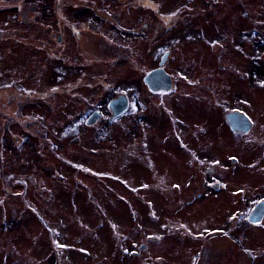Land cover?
Wrapping results in <instances>:
<instances>
[{
	"label": "rangeland",
	"instance_id": "374dc122",
	"mask_svg": "<svg viewBox=\"0 0 264 264\" xmlns=\"http://www.w3.org/2000/svg\"><path fill=\"white\" fill-rule=\"evenodd\" d=\"M47 1L48 6L56 5V0ZM85 1L74 0L73 3L94 22L87 27L82 24L76 26L77 31L72 34L75 37L74 46L69 48L65 45V49H69L65 50V59L61 60L56 50L55 37L51 36L53 32H58L53 13L46 20L50 24L48 29L41 31V24L34 26V32L39 39L48 40L49 53L37 47V42L33 46L25 41L28 38L27 32L23 30L25 26H17L21 31L12 28L15 24L31 22L32 14L40 11L41 3L45 0H27L25 4L23 0H0V39L4 40L0 41V81L15 80L18 87L24 90L26 88V92L33 99L32 103H42L27 106L22 114H41L45 119L42 147L38 145L39 137L36 135L31 136L32 146L21 145V137L15 138L24 134V126L21 124L9 125L5 127V131L2 126L4 143L0 146V264H56L57 256L53 254V246L59 247L61 251L60 264H157L154 258L157 243L151 238L157 229V211L162 220L167 215L178 216L184 212L178 205L159 208L156 204L153 206L143 203L138 197L140 193L136 189L137 183L130 175L135 176V172H129L126 167L128 174L124 163L120 161V153L125 155L126 152L122 149L127 145H134L131 152L134 156L137 155L134 137L137 134V116L131 115L128 118L130 121L123 119L125 123L116 121L109 124L110 131L98 126L84 129L78 139H61L59 136L63 125L66 127L74 120H80L85 111L99 104V100L105 95V88L118 89L129 85L126 81L132 85L137 81V71L128 62L119 61L113 66L108 63L110 54L117 52L108 51L105 46L106 40L111 36L99 25L101 18L105 16L104 8ZM144 1V6L147 7L148 1ZM155 1L161 6L159 18H152L148 11H144V21L164 23L169 22L172 16L177 33L186 27L201 33L202 37L190 38V46L203 42L212 49H209L210 52L205 58L206 63L209 62L210 71L220 64L219 60L215 62L212 58L220 59V56H224L222 52L217 54L220 50L219 44H215L213 48L210 42L224 38L223 42L231 46L233 42L237 43V38H242V46H247V40L252 38L251 33L246 30L250 28L249 24L254 15L258 34L257 65L262 64V68H258L255 75L250 65L251 73L248 77L227 81L232 70L226 67L223 73L226 84L224 94L221 87L220 92L216 90V95L225 105H236L256 124L252 137L233 139L241 145L235 156L240 158L244 153L251 155L253 149L249 141L256 139L258 148L254 147V155H259L264 160V144L260 143L263 139L260 135L264 133V109L261 110L258 106L260 101L264 103V62L259 55H264V14L260 12L263 0ZM114 6L117 4L113 3V9ZM183 6L192 9L184 11L185 13L168 15V9L175 12ZM38 17L37 22L40 21V15ZM118 21L117 16H111L112 33L118 27ZM122 28L129 30L132 27H119ZM232 34L234 38L230 37ZM90 38L93 41H89ZM132 46L136 48L135 43ZM135 50L132 56L137 62ZM239 59L244 69L248 68L244 57L239 56ZM224 63L227 64L226 60ZM229 82L228 91L226 87ZM212 83L209 82V88L215 86L217 89L216 83ZM63 87L66 90L73 87V91L78 92L82 98L78 101L73 99V104H70L67 99L74 92L62 97L56 89ZM253 92L257 94V105L250 102ZM260 97L263 100L259 101ZM17 119L23 125L33 122L23 117ZM30 129L38 132L35 126ZM258 150L260 152H256ZM56 151L63 153L61 159L56 157ZM263 160L258 167L264 168ZM45 162L48 166L44 171ZM133 166L137 168L138 164ZM8 174L14 177L9 183ZM30 174L34 176L31 183L23 181ZM232 194L229 193V197L235 196ZM149 200L155 202L153 197H149ZM187 215L190 216V213ZM214 221L210 219L203 224L209 223L208 226H212ZM142 242L148 243L142 256L130 255L131 250H139L138 246ZM244 244L253 246L245 241ZM251 251L256 264H264V239ZM86 252L92 254L94 263L83 260ZM248 262L250 260L246 261Z\"/></svg>",
	"mask_w": 264,
	"mask_h": 264
},
{
	"label": "flooded vegetation",
	"instance_id": "af4514ba",
	"mask_svg": "<svg viewBox=\"0 0 264 264\" xmlns=\"http://www.w3.org/2000/svg\"><path fill=\"white\" fill-rule=\"evenodd\" d=\"M73 1L56 0V5L53 7L48 6L46 0L44 3L40 2L42 4L40 11L32 14L31 22L15 24L12 28L14 30L18 25L25 26L23 30L28 36L25 41L33 46V43L37 42V47L49 53L48 40L39 39L34 32V26L41 24V31L48 29L50 24L46 23V20L53 13L58 32H53L51 36L55 37L58 57L64 60L65 50L74 46L75 37L73 38L72 34L77 31L76 26L82 24L87 27L94 22L89 15L81 13ZM147 1L145 7L144 0H88L87 3L93 2L103 6L105 16L101 18L102 22L99 25L107 35L111 36L106 40L105 46L108 51L119 54H110L108 63L113 66L119 61L128 62L137 71V81L135 85L126 81L129 85L118 89L105 88V95L99 100V104L85 111L80 120H74L68 125L71 126L70 128L63 125L59 130V136L61 139L66 137L72 140L78 139L84 129L98 126L110 131L109 124L116 121L125 123L123 119H128L131 115L137 116V134L134 135L137 155L134 156L131 152L134 145H127L122 149L126 152L125 155L123 156V152L120 153V156L122 155L120 161L124 163L125 170L127 167L129 172H135V176L130 175L137 183L136 189L140 193L138 197L143 203L153 206L156 204L159 208L178 205L184 211L178 216L167 215L163 220L157 211L158 230L156 229L151 237L157 243L154 251L156 263L256 264L251 249L264 239V168L258 167L263 159H260L259 155H254V147H257L256 139L249 141L253 153L248 156L244 153L240 158L236 157L235 153L241 149V145L233 141L237 137H252L256 124L249 117L251 124L247 132L235 130L228 115L233 112H243L236 105L231 103L225 105L218 100L216 90L220 92L222 87L224 94L226 84L223 81V73L226 67L232 70L227 76V81L242 76L248 77L251 73L250 65L255 75L257 69L262 68V64L257 65V20L253 15L250 28L246 30L247 33H251L252 39L247 40L249 44L245 47L242 46V38H237V43L233 42L231 46L223 42L224 38L210 42L212 47L219 44L220 50L217 54L222 52L225 56H220V59L211 56L215 62L219 60L220 64L215 70L210 71L209 62L207 64L205 58L212 49L203 42L190 46V38H198L201 33L188 27L177 33L172 16L169 22L161 23L153 20L145 22L144 11H148L152 18H159L161 14L160 3L155 0ZM25 3L27 0H23V4ZM113 3L117 4L114 9ZM191 9L183 6L173 12L170 8L167 13L174 15ZM260 12L264 14V0ZM39 15L40 21L37 22ZM112 15L119 19L114 33L110 31ZM139 21L142 23L139 24ZM125 25L132 28L119 29ZM230 37L235 36L232 34ZM88 40L93 41L92 38ZM0 41L4 40L0 39ZM133 43L136 45V50L132 46ZM65 45L69 48L65 49ZM134 50L137 62L132 56ZM232 53L236 57H233ZM259 55L264 62V55L261 56L260 53ZM239 56L244 57V63L248 68L244 69ZM225 60L227 64L224 63ZM209 82H213L212 85L216 83L218 88L215 89V86L209 88ZM228 85L230 82L227 83ZM226 89L228 90L229 86ZM73 90V87L68 90L64 87L56 89L62 97L74 92ZM109 91L112 93H107ZM119 97H123L127 102L126 109L121 113L119 109L115 111L110 106L111 102ZM79 98H82L79 93L74 92L67 101L73 104V99L78 101ZM250 98H252L251 104H258L256 92H253ZM263 99L260 97L259 101ZM32 101L26 88L24 90L18 87L15 80L0 81V146L4 143L5 127L17 123L24 126V134L15 137L16 139L21 137L22 146H32V135L39 137L37 143L40 147L43 146L44 116L22 114V110H26L27 106L42 103H32ZM258 106L261 110L264 109L263 102L260 101ZM22 117L33 122L23 125L17 119ZM89 120L93 122L88 123ZM33 126L37 129V133L36 130L31 131L30 128ZM260 137L263 138L260 143L264 144V133ZM56 157L61 159L63 153L56 151ZM135 163L138 164L137 168L133 166ZM44 165L45 171L48 163L45 162ZM126 172L128 173L127 170ZM33 177V174H30L23 181L31 183ZM13 180L14 177L8 174L7 182ZM229 193L235 196L232 194L233 196L229 197ZM149 197H153L155 202H150ZM260 204L257 215H253ZM189 213L190 216L187 215ZM210 219L212 222L215 220V225L203 224ZM244 241L253 246H246ZM147 247L148 243L142 242L138 246L139 250H131L130 255L141 257ZM52 251L57 256L56 264H60L59 257L62 254L59 247L53 246ZM84 259L86 262L94 263V257L90 253L86 252ZM247 260L250 262L246 263Z\"/></svg>",
	"mask_w": 264,
	"mask_h": 264
},
{
	"label": "water",
	"instance_id": "95a60500",
	"mask_svg": "<svg viewBox=\"0 0 264 264\" xmlns=\"http://www.w3.org/2000/svg\"><path fill=\"white\" fill-rule=\"evenodd\" d=\"M126 99L123 97H119V99H115L111 102V108L113 110L117 111L119 109V113L123 112L126 109ZM93 117V116H92ZM91 117V118H92ZM90 118V119H91ZM98 118V117H97ZM96 118V119H97ZM95 119V120H96ZM228 119L231 121L232 126L235 130H242L244 132H247L250 127V119L247 115L240 113V112H233L228 115ZM93 121H90L88 123H92ZM261 207V204L257 206L256 210L254 211L253 215H257V210Z\"/></svg>",
	"mask_w": 264,
	"mask_h": 264
}]
</instances>
